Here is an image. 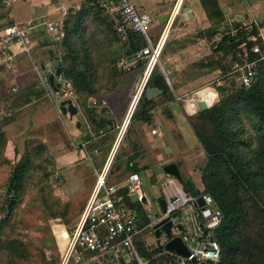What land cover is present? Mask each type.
<instances>
[{
  "label": "crops",
  "instance_id": "obj_1",
  "mask_svg": "<svg viewBox=\"0 0 264 264\" xmlns=\"http://www.w3.org/2000/svg\"><path fill=\"white\" fill-rule=\"evenodd\" d=\"M84 1L23 0L9 10L0 8V22L4 26L17 24L29 27L27 41L31 51L24 53L18 45L13 48L15 60L11 75L16 89L42 91L35 67L48 70V65L54 60L51 39L40 25V20H64L78 11ZM215 1L222 13V22L217 28L214 25L217 19L212 21L208 18L201 0H132L140 11L147 13L152 19L148 36L153 44L157 42L167 22L163 19L166 14L174 11V23L178 25L175 31L164 38L160 60L162 68L169 72L170 89L164 93L162 89L153 86L162 93L152 100L153 108L147 115L140 114L137 106L139 100L129 114L130 105L124 99L128 90L141 86L140 71H137L133 74H120L115 97H90L85 106L77 96L73 101L77 108L76 115L79 116L76 121L73 120L76 115L61 113L60 102H52L51 107L40 105L24 118L30 127H43L46 132L38 135V138L31 137L26 141L24 138L21 142L17 137L13 144L14 154L11 157L5 156L7 165L11 166L19 160L27 141L42 142L51 158L48 171L56 183L52 188L51 199L61 212L60 216L47 214V218L39 221L48 226L46 232L24 234V240L31 244L32 256L26 264H93L91 254H83L79 261L76 253L67 255L68 239L63 230L68 232V227L74 228L79 222L101 172L105 175L107 184L115 186H124L127 177L137 173L146 195L145 204L151 208L154 216L162 210L159 200L164 196L163 191L171 192L173 189V186H167L151 194L150 202L154 204L152 209L147 200L150 190L148 186H154L158 182V177L162 175L158 174V170L163 166L175 164L182 178L190 180L199 192L204 191L201 175L207 164V155L188 121V118L197 113L195 105L200 99L199 90H211L207 87L211 83H216L215 88L222 86V80L230 76L227 69L232 60L229 62L228 55L226 57L222 52H216L227 32L248 31L254 26L258 32L257 38L264 45V0ZM185 8L188 9L187 12L184 11ZM233 24H236L235 28L232 27ZM150 31L152 34H149ZM210 31L215 33H209L207 38L206 34ZM138 36L143 39L141 35ZM251 40L254 41L255 38L251 37ZM119 44L122 54L132 51L129 41L119 40ZM218 56L225 58L219 60ZM159 72L164 78L162 72ZM192 92L195 99H182ZM201 94L203 97V92ZM93 101L97 102L95 106L92 105ZM213 104L208 103V106ZM18 122L8 125L6 131L15 127ZM77 124L80 126L77 127ZM153 130H157L160 136L152 134ZM87 133L90 138L85 141L83 138ZM108 135H116V140L108 142L105 139ZM7 145L9 147V138ZM169 180L183 192L181 183L173 177L167 179ZM142 215L139 217L136 212L138 225L144 229L138 241L151 251L157 245L156 239L152 227H149L151 221L144 213ZM184 219L183 216L181 220ZM184 227L183 225L182 228ZM137 247L138 244L135 245V251L140 257ZM130 255L134 256L128 253L121 258L120 264H133L135 257H129ZM136 263L138 264L135 259L134 264ZM162 264H169V261L163 260Z\"/></svg>",
  "mask_w": 264,
  "mask_h": 264
},
{
  "label": "trees",
  "instance_id": "obj_2",
  "mask_svg": "<svg viewBox=\"0 0 264 264\" xmlns=\"http://www.w3.org/2000/svg\"><path fill=\"white\" fill-rule=\"evenodd\" d=\"M102 3L103 0H85L78 11L63 20L65 55L58 72L71 83L78 97H98L109 92L112 94L121 74L118 62L123 54L117 43V19L104 10ZM201 3L208 18L212 21L217 19L215 28L220 26L222 13L216 1L201 0ZM88 24L92 25L94 32L102 34L104 43L110 49L108 54L112 57V62L108 68L109 73L99 76L93 73L101 64H93L90 57L94 45L102 42L93 41L91 36L85 37ZM6 27L3 25L0 32ZM111 27L114 28L113 31ZM227 33L216 52L227 56L244 43L242 57L246 53L248 61L259 59L258 55L250 52L255 45L263 49L257 38L256 27L251 26L248 31ZM251 37L255 40L252 41ZM81 39L86 42L83 58L78 50V41ZM128 41L132 51L145 45L144 40L137 34H130ZM107 55L105 53L106 57ZM241 59L232 57L234 62L237 60L241 63ZM257 70L258 75L250 88H244L237 81L239 86L231 90L224 88L215 105L188 118L207 155V164L201 175L203 193L190 180L184 178L181 181L182 190L193 197L210 195L223 214L221 226L216 232L221 247L218 264H264V59L257 63ZM99 77L104 78V84H96ZM14 85L11 71L6 68L4 56L0 52V166L7 164L4 155L8 143L5 128L27 109H36L39 101L46 97L43 91L22 89H17L12 94ZM146 86L168 92L163 76L156 70L152 72ZM104 96L111 95L101 97ZM137 106L140 107L141 115H147L153 108V101H148L143 91ZM243 119L249 121L253 128L245 130L240 126L239 122ZM47 152V147L42 142L29 140L25 143L19 160L10 166L5 191L7 206L2 210L3 214L0 213V264H26L32 258L31 244L24 240V234L16 232V214L32 177L42 174L48 179L50 162ZM128 204L139 217L144 213L140 203ZM40 209L45 214L48 212L45 195ZM141 235L135 241L141 258L148 260V264H162L163 260H170L168 257L158 256L163 250L161 245L148 251L138 241Z\"/></svg>",
  "mask_w": 264,
  "mask_h": 264
},
{
  "label": "built area",
  "instance_id": "obj_3",
  "mask_svg": "<svg viewBox=\"0 0 264 264\" xmlns=\"http://www.w3.org/2000/svg\"><path fill=\"white\" fill-rule=\"evenodd\" d=\"M21 1L23 0H0V8L9 10ZM102 6L110 16L117 19L115 31L120 41L127 42L130 34L141 35L144 39L143 48L124 53L118 62L122 74H133L137 71L142 74L140 76L141 86L137 88V101L156 68H160L165 82L169 84V72L162 68L160 56L162 40L170 34L176 14L170 13L157 42L153 44L148 36L152 19L147 13L140 11L132 0H103ZM40 25L51 39L54 60L48 65V70L35 67L39 87L52 102L64 100L73 102L77 97L76 92L62 73L58 72L63 65V19L42 18ZM28 30V26L12 24L0 32V52L4 56L6 68L10 71L14 70L13 48L16 45L20 46L24 53L31 51V46L27 41ZM244 46L245 44L242 43L241 47ZM250 52L258 55L259 59L248 61L244 53L241 63H235L233 67L237 81L244 88H250L258 75L257 63L264 59V45L262 50L255 45ZM50 75L54 76L56 90L49 82ZM11 90L12 92L17 91L15 87ZM96 103L93 101L92 105L95 106ZM152 134L160 136L157 130H153ZM167 186H173V189L171 192L163 191L166 210L165 212L160 210L157 216H154L151 208L145 204L146 195L142 180L137 173L130 174L124 186H115L107 184L106 177L101 172L96 178L79 222L66 232L67 255L76 253L79 261L83 254H91L93 264H120L122 257L132 253L138 264H148V261H142L136 254L135 241L144 229L138 225L136 211L128 204L140 203L144 209V216L151 221L149 227L165 217L170 218L174 226L173 230L179 232L176 236L181 239L189 253V256L183 257L163 249L158 256L170 258L169 264H194L193 260L195 264H218L221 247L216 232L222 223V212L215 206L214 200L208 194L198 196L203 201V205L198 206V197L186 195L171 180L164 185L165 188ZM183 216L185 219L181 220ZM183 225L184 228H182ZM172 237L175 236L171 235L170 238Z\"/></svg>",
  "mask_w": 264,
  "mask_h": 264
},
{
  "label": "rangeland",
  "instance_id": "obj_4",
  "mask_svg": "<svg viewBox=\"0 0 264 264\" xmlns=\"http://www.w3.org/2000/svg\"><path fill=\"white\" fill-rule=\"evenodd\" d=\"M175 20H176V17L173 21V25H172V28L170 30V33L175 31L178 27L177 23H174ZM3 25L4 24L0 22V28L3 27ZM88 26H89L88 31L86 32L85 37L91 36L93 41L102 42V43H100V45L99 44L94 45L92 57H90L91 60L89 59L90 61H92L93 64H95V63L101 64V66L98 69H96L95 71H93V73L96 76L102 75V73L103 74L109 73L108 68L110 67V64L112 62L111 61L112 57L108 54L110 49L104 43L102 34H99L98 32H94L93 31L94 29L92 28L91 24L90 25L88 24ZM113 30H114V28L112 29V27H111V31H113ZM229 32H231V31H229ZM149 34H152V31H150ZM117 41H118L117 43L119 44V37H118ZM63 47H64V44H63ZM85 47H86V42L83 41V39L79 40L78 41V50L80 51V56H82V58H83V56H85V50H84ZM244 47H241V45H239L238 47H236L237 50L229 52L228 53V57L230 58L229 62H231L232 57L233 58L236 57L238 59H241V58L243 59L244 56L242 57V50L244 51ZM63 51H64V48H63ZM105 53H106V55L108 54L107 57L105 56ZM64 55H65V52L63 54V57H64ZM218 58H219V60H222L225 57L221 58L218 56ZM242 59H241V61H242ZM160 60H161V56H160ZM107 62H108V64H106ZM233 62L234 61L229 63L228 69H227V72L230 73V76H228L227 78L225 77L224 80H222L223 81L222 86H223V88H227V90H231L234 87L237 88L239 86L237 79H236V75L233 73V67H234ZM235 62L239 63V62H237V60ZM156 71H160V68L159 67L156 68ZM121 74H122V72H121ZM140 75L142 76L141 72H140ZM103 80H104V78L99 77V80L96 81V84H98V85L100 83L104 84L105 81H103ZM166 84H167V87L169 90L170 84H168V83H166ZM215 84L216 83H211L207 87H210L211 90L213 92H215L216 99L214 102L216 104L219 101L220 94L217 93L216 88H215ZM201 89H205V88H201ZM199 91H200L199 98H201L202 97L201 93L207 91V89L202 90V91L199 90ZM116 92L118 93V91H115V92L112 91V94H110V92L105 93V94L98 96V98H100L101 96L106 95V94H108L109 96L111 95V96L115 97L117 94ZM11 93L13 94L15 92H11ZM136 94H137V86L128 90L126 96L124 97L125 101L128 102V106L129 105L131 106V102H132L133 98L136 96ZM193 95H194V92L188 94L187 96L183 97L182 99L187 100V101L188 100L191 101V100L195 99L193 97ZM85 97H86L85 95L80 96L79 102L81 101L80 103L86 106L87 100L89 98H85ZM215 104H213V105H215ZM37 105H39V106L42 105L43 107H46V106L51 107L52 106V100H50L48 97H45V98L41 99V101H39V103ZM138 108L140 111V107H138ZM196 112L198 113L197 109H196ZM30 113H31V110L27 109L13 123H11L12 125H14L15 122L19 121L15 125V127H12L6 131L7 139L9 138V147L7 145L8 148L6 147V150L4 153L5 156L8 155L9 157H11L14 154L13 153V144H14V141L16 140L17 137H19L17 140L19 142H21L24 138H26L25 141L30 139L31 137L38 138L37 137L38 135H41L42 133L46 132L43 127H42V129H40V128H37L36 125H34V127L29 126V123L27 122V120H24V118L26 116H28ZM78 118H79V116L76 115V116H74L73 120L76 121V120H78ZM239 124H240V126L244 127L245 130H249V129L253 128L252 124L245 119H243L242 122L240 121ZM38 129H40V130H38ZM29 133L31 135H29ZM105 139L108 140V142L112 141V143H113L116 140V135L115 136L114 135L113 136L108 135ZM47 158H48V161L51 163V160H50L51 158H50V155L48 152H47ZM9 168H10V166H8L7 164L0 166V213L2 212V210H4L5 206H7V202L5 199V191H6L7 179H8L9 174H10ZM54 179H55L54 177L50 176V173L48 175V179H46L45 176H43L42 174H38V175L36 174L28 182L26 193H25L24 197L22 198V200L19 204V210L16 214V232H18V234H28V233H31L34 231L35 232L36 231L46 232L45 229L46 228L48 229V226L46 224H45V226L40 224L39 221H41L43 218H47L46 217L47 214L50 216H55V215L60 216V214H61L60 210L56 207L55 203L51 199L52 188H54V186L56 184V183H54V181H55ZM56 179H58V178H56ZM167 179H170V177L165 175V174H162L158 177V182L156 184H153L154 186H152V185L148 186L150 190L148 192L149 194H147V200H148L149 205L152 207V209H154V204L150 202V195L153 193H156L159 189L163 188L164 185L166 184ZM47 186H48V188H46ZM44 195L46 196V208L48 209V212L46 214L43 212V210L40 209V206L43 204ZM1 214H3V213H1ZM64 214H65V212H64ZM71 229H72V227H70V228L68 227L67 231H69ZM61 233H62V231H61ZM63 233L67 236V233L64 230H63ZM176 235H179L178 230H173L172 236H176ZM166 239H167V237L161 238V242H162L161 246H163ZM129 257L134 258V256H131V255ZM134 260L135 259L132 260L133 264H134Z\"/></svg>",
  "mask_w": 264,
  "mask_h": 264
},
{
  "label": "water",
  "instance_id": "obj_5",
  "mask_svg": "<svg viewBox=\"0 0 264 264\" xmlns=\"http://www.w3.org/2000/svg\"><path fill=\"white\" fill-rule=\"evenodd\" d=\"M187 8L184 9L185 12H187ZM170 16V14H166L163 19L165 20V22L168 20V17ZM233 28L236 27V24L232 26ZM209 33L214 34V31H210L206 34L207 38H209ZM49 82L51 84V86L53 87L54 90H56V86L54 84V76L50 75L49 76ZM224 90L223 86L219 85L216 86V91L217 93H222ZM162 91H160L157 88L154 87H145L144 89V94L145 97L148 101H152L154 98L158 97L159 94H161ZM196 108L199 112L201 111H205L208 108H210V106H208L206 104V102L204 100H199L198 102H196ZM59 109L61 111L62 114H66L68 113L70 116H74L77 113V108L74 106L73 102L71 100H64L62 102H60L59 104ZM80 124H77V127H79ZM90 138V134L87 133L86 136L83 138L85 141L89 140ZM158 174H165L167 176L173 177L177 180L178 183H181L182 181V177L180 175V172L177 168V166L173 163L171 164H167L165 166H163L160 170H158ZM145 201V200H144ZM159 204L161 206V209L163 212H165L166 210V202L165 199L162 198L159 200ZM197 204L198 206H202L203 205V201L201 197H198L197 199ZM174 229L173 223L170 220L169 217H165L159 221H157L155 224L152 225V231L154 234V238L156 239V244L157 245H161V238L162 237H167L166 241L163 244V249L168 251V252H175V254L179 255V256H189V253L185 247V245L183 244V242L181 241V239L177 236L175 237H171L172 235V230ZM169 239V240H168ZM195 264V261H192Z\"/></svg>",
  "mask_w": 264,
  "mask_h": 264
},
{
  "label": "bare ground",
  "instance_id": "obj_6",
  "mask_svg": "<svg viewBox=\"0 0 264 264\" xmlns=\"http://www.w3.org/2000/svg\"><path fill=\"white\" fill-rule=\"evenodd\" d=\"M174 13V11H173ZM164 43V39L162 40V44ZM204 96L201 98L202 100H204L206 102V104L208 105H212L216 99V94L215 92L211 91V90H207L205 92H203ZM136 101H137V96H135L131 102V106H130V109H129V114L131 113V111L133 110L135 104H136ZM128 114V115H129Z\"/></svg>",
  "mask_w": 264,
  "mask_h": 264
}]
</instances>
